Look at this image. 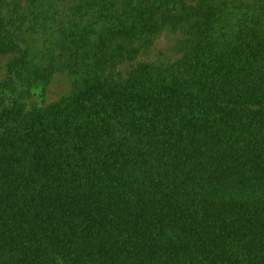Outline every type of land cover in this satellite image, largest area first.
<instances>
[{
  "label": "trees",
  "instance_id": "trees-1",
  "mask_svg": "<svg viewBox=\"0 0 264 264\" xmlns=\"http://www.w3.org/2000/svg\"><path fill=\"white\" fill-rule=\"evenodd\" d=\"M0 54V264H264V0H0Z\"/></svg>",
  "mask_w": 264,
  "mask_h": 264
},
{
  "label": "rangeland",
  "instance_id": "rangeland-1",
  "mask_svg": "<svg viewBox=\"0 0 264 264\" xmlns=\"http://www.w3.org/2000/svg\"><path fill=\"white\" fill-rule=\"evenodd\" d=\"M181 38V34L178 32L165 31L161 34L153 44V47L148 53L138 56L136 61L129 63H122L118 69L125 73L128 69L135 64V62L141 61H165L167 59L176 58L177 55V41ZM10 60V56L0 54V83L6 78L8 74L7 65ZM70 90V78L66 73L56 72L51 75L48 82L45 85L43 100L45 103H53L61 100L67 95ZM41 98L35 100L39 103Z\"/></svg>",
  "mask_w": 264,
  "mask_h": 264
}]
</instances>
